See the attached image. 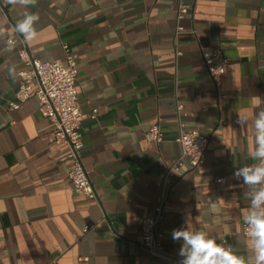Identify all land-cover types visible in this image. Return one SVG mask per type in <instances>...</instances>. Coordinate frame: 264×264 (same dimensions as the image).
Instances as JSON below:
<instances>
[{
  "label": "crops",
  "instance_id": "0c3cea01",
  "mask_svg": "<svg viewBox=\"0 0 264 264\" xmlns=\"http://www.w3.org/2000/svg\"><path fill=\"white\" fill-rule=\"evenodd\" d=\"M178 1L37 0L26 9L0 0V264H171L144 247L138 217L152 213L165 168L180 155L178 101L185 129L207 135L209 145L203 163L192 169L185 161L172 178L163 253L180 259L171 231L186 226L247 257L249 200L233 173L255 163L249 153L251 120L264 111V0H184L191 11L177 37ZM28 11L40 19L35 39L25 41L14 25ZM64 44L77 55L81 111H97L81 123L95 198L72 187L69 147L51 140L53 124L39 113L37 96L9 110L25 68L20 49L65 61ZM202 47H222L229 58L219 90ZM237 114L249 123L238 127ZM156 123L163 140L148 142Z\"/></svg>",
  "mask_w": 264,
  "mask_h": 264
},
{
  "label": "built area",
  "instance_id": "2783aa9c",
  "mask_svg": "<svg viewBox=\"0 0 264 264\" xmlns=\"http://www.w3.org/2000/svg\"><path fill=\"white\" fill-rule=\"evenodd\" d=\"M191 5L184 0L178 1L176 12V30L178 37L184 31L183 20L190 14ZM8 45L15 43V39H7ZM66 58L61 60H42L34 57L26 47L20 49L19 54L25 63V68L18 72L19 84L14 100L9 102V110L14 111L35 94L39 100V113L50 119L53 130L50 133L51 140L69 147L68 157L72 159L73 166L69 172V178L74 190L84 195L95 198L96 193L93 183L86 170L81 150L84 146L81 133V123L84 118L96 116V110L90 115L81 111L78 89V61L77 55L71 51L68 44L63 45ZM176 58L182 55V51L176 49ZM201 57L207 68L208 74L215 87L219 90L223 84L226 66L229 58L225 56L222 47H202ZM37 86L34 87L33 83ZM178 109V137L181 152L179 157L165 168L160 190L154 199L152 213L149 216L138 217L142 228V244L150 254L164 256L171 264H177L178 259L166 256L164 251V233L162 222L164 209L168 199V188L172 183L175 173L182 170L185 161L194 169L204 162L206 150L209 145V137L198 130H186L183 121L184 109L182 103L177 102ZM164 133L159 124L152 125L146 132L148 142L160 143ZM222 178H216L220 183ZM84 228V232L88 231ZM246 226H243L242 234L245 235ZM52 264H57L55 261Z\"/></svg>",
  "mask_w": 264,
  "mask_h": 264
},
{
  "label": "clouds",
  "instance_id": "9594fccd",
  "mask_svg": "<svg viewBox=\"0 0 264 264\" xmlns=\"http://www.w3.org/2000/svg\"><path fill=\"white\" fill-rule=\"evenodd\" d=\"M9 4H19L26 9L35 6L37 0H8ZM39 15L26 12L15 31L25 41L35 39ZM249 123L247 116L237 114L235 124L244 127ZM254 130V146L249 153L255 163L236 169L234 178L242 181L249 200V207L243 215L246 238L249 241L247 257L237 254L232 246H224L204 231H190L186 226L171 231L173 241L181 242L177 264H264V111L251 120Z\"/></svg>",
  "mask_w": 264,
  "mask_h": 264
}]
</instances>
